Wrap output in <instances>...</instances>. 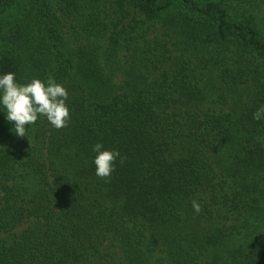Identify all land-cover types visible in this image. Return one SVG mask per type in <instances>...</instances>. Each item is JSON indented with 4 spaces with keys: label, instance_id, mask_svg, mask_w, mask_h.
Returning <instances> with one entry per match:
<instances>
[{
    "label": "trees",
    "instance_id": "16d2710c",
    "mask_svg": "<svg viewBox=\"0 0 264 264\" xmlns=\"http://www.w3.org/2000/svg\"><path fill=\"white\" fill-rule=\"evenodd\" d=\"M7 72L71 119L0 112V264H264V0H0Z\"/></svg>",
    "mask_w": 264,
    "mask_h": 264
},
{
    "label": "clouds",
    "instance_id": "9594fccd",
    "mask_svg": "<svg viewBox=\"0 0 264 264\" xmlns=\"http://www.w3.org/2000/svg\"><path fill=\"white\" fill-rule=\"evenodd\" d=\"M69 93L62 83L49 75L45 80L33 78L26 83L16 80L14 72L0 74V112L6 114L9 122H15L14 132L17 136H26L27 131L36 121L43 117L56 129L65 128L70 122L68 106ZM255 121H264V105L253 112ZM29 127H25V125ZM96 155L93 163L95 174L101 178L109 177L116 170V161L124 162V157L115 149H105L102 142L92 146ZM196 213L201 211V204L192 201Z\"/></svg>",
    "mask_w": 264,
    "mask_h": 264
}]
</instances>
